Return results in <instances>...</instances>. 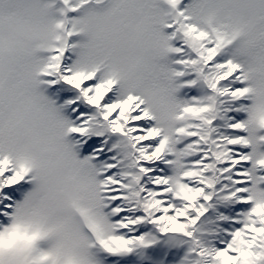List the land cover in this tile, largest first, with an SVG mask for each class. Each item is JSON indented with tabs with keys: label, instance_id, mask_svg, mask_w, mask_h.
I'll list each match as a JSON object with an SVG mask.
<instances>
[{
	"label": "snow or ice",
	"instance_id": "6c2138e0",
	"mask_svg": "<svg viewBox=\"0 0 264 264\" xmlns=\"http://www.w3.org/2000/svg\"><path fill=\"white\" fill-rule=\"evenodd\" d=\"M0 264H264V0H0Z\"/></svg>",
	"mask_w": 264,
	"mask_h": 264
}]
</instances>
